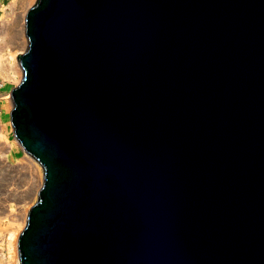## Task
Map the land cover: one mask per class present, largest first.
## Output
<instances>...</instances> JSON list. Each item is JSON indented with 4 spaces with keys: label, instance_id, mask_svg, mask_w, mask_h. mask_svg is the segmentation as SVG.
<instances>
[{
    "label": "water",
    "instance_id": "95a60500",
    "mask_svg": "<svg viewBox=\"0 0 264 264\" xmlns=\"http://www.w3.org/2000/svg\"><path fill=\"white\" fill-rule=\"evenodd\" d=\"M26 34L19 264H264V0H39Z\"/></svg>",
    "mask_w": 264,
    "mask_h": 264
},
{
    "label": "bare ground",
    "instance_id": "6f19581e",
    "mask_svg": "<svg viewBox=\"0 0 264 264\" xmlns=\"http://www.w3.org/2000/svg\"><path fill=\"white\" fill-rule=\"evenodd\" d=\"M34 1L13 0L6 5L0 0V186L7 174L10 185L0 188V264H19V235L44 182L43 166L25 150L15 134L12 121L15 104L10 91V84L18 86L24 78L20 59L29 46L27 16ZM22 170L28 172L24 189L17 182Z\"/></svg>",
    "mask_w": 264,
    "mask_h": 264
},
{
    "label": "rangeland",
    "instance_id": "374dc122",
    "mask_svg": "<svg viewBox=\"0 0 264 264\" xmlns=\"http://www.w3.org/2000/svg\"><path fill=\"white\" fill-rule=\"evenodd\" d=\"M11 1H13V0H4V3H5L6 5H8ZM38 1H39V0H35V1L33 2L32 6H31V9L37 5ZM20 82H21V81H20ZM16 87H17V86H15L14 84H10V91L12 92L13 89H15ZM13 108H14V107H13ZM13 110H14V109H13ZM17 157H20V156L17 155ZM43 169H44V168H43ZM25 172H26L25 170H24V172H23V170H22V172H21V174H20V177H18L19 180H17V182H19L18 185L20 186V189H24V188L26 187V185H27V182H28V179H27V180H24V179H26L25 177H26L27 174H28V172H26V173H25ZM43 173H44V170H43ZM10 174H11V173H10ZM25 174H26V175H25ZM21 175H22V178H21ZM23 177H24V178H23ZM27 177H28V176H27ZM8 180H9V178H8V174H7V175H5V178L1 179V186H0V188L3 189V187H10V185H8ZM22 180H24V182H23ZM25 182H26V183H25ZM43 183H44V182H43ZM2 189H0V192H1ZM0 196L2 197V194H0ZM37 201H38V196H37V198H35V201H34L33 206L37 203Z\"/></svg>",
    "mask_w": 264,
    "mask_h": 264
}]
</instances>
